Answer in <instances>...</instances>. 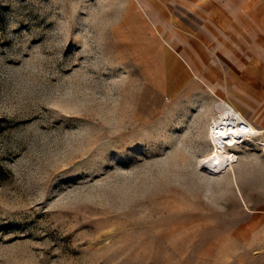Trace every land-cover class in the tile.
Returning <instances> with one entry per match:
<instances>
[{
  "label": "rangeland",
  "instance_id": "obj_1",
  "mask_svg": "<svg viewBox=\"0 0 264 264\" xmlns=\"http://www.w3.org/2000/svg\"><path fill=\"white\" fill-rule=\"evenodd\" d=\"M192 26L178 0H0V264H258L261 147L199 165L212 105L256 106L194 78Z\"/></svg>",
  "mask_w": 264,
  "mask_h": 264
},
{
  "label": "crops",
  "instance_id": "obj_2",
  "mask_svg": "<svg viewBox=\"0 0 264 264\" xmlns=\"http://www.w3.org/2000/svg\"><path fill=\"white\" fill-rule=\"evenodd\" d=\"M178 1L190 10L193 26L183 31L192 33L195 43L191 52L177 48V56L194 78L220 93L231 84H240L241 101L256 106L255 123H250L264 131V13L260 10L264 0ZM235 40H240L239 48L228 43ZM250 84L261 88L256 98L249 97ZM252 207L256 216L250 239L256 235L258 264H264V202L257 201Z\"/></svg>",
  "mask_w": 264,
  "mask_h": 264
},
{
  "label": "bare ground",
  "instance_id": "obj_3",
  "mask_svg": "<svg viewBox=\"0 0 264 264\" xmlns=\"http://www.w3.org/2000/svg\"><path fill=\"white\" fill-rule=\"evenodd\" d=\"M211 124L207 130V139L211 147L209 153L199 165L212 174L231 172L239 160L241 149H247L248 143L261 147L264 153V141L260 138L264 131L256 129L243 114L225 102L212 105ZM223 133L224 135H221ZM239 151H234V150Z\"/></svg>",
  "mask_w": 264,
  "mask_h": 264
},
{
  "label": "snow or ice",
  "instance_id": "obj_4",
  "mask_svg": "<svg viewBox=\"0 0 264 264\" xmlns=\"http://www.w3.org/2000/svg\"><path fill=\"white\" fill-rule=\"evenodd\" d=\"M221 135H224L223 133H221Z\"/></svg>",
  "mask_w": 264,
  "mask_h": 264
}]
</instances>
